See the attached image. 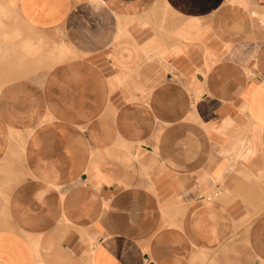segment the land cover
Returning a JSON list of instances; mask_svg holds the SVG:
<instances>
[{"label": "crops", "instance_id": "obj_1", "mask_svg": "<svg viewBox=\"0 0 264 264\" xmlns=\"http://www.w3.org/2000/svg\"><path fill=\"white\" fill-rule=\"evenodd\" d=\"M0 264H264V0H0Z\"/></svg>", "mask_w": 264, "mask_h": 264}, {"label": "rangeland", "instance_id": "obj_2", "mask_svg": "<svg viewBox=\"0 0 264 264\" xmlns=\"http://www.w3.org/2000/svg\"><path fill=\"white\" fill-rule=\"evenodd\" d=\"M15 19H16V17H15ZM55 46H56V43H53V48H52V49H53V53L56 52V51L54 50V49H56Z\"/></svg>", "mask_w": 264, "mask_h": 264}, {"label": "bare ground", "instance_id": "obj_3", "mask_svg": "<svg viewBox=\"0 0 264 264\" xmlns=\"http://www.w3.org/2000/svg\"><path fill=\"white\" fill-rule=\"evenodd\" d=\"M61 48V47H60ZM74 56V55H73ZM242 156V155H241Z\"/></svg>", "mask_w": 264, "mask_h": 264}]
</instances>
